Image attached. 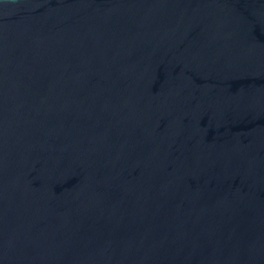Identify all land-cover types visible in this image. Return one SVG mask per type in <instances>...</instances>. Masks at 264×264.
I'll return each instance as SVG.
<instances>
[{
  "label": "water",
  "instance_id": "1",
  "mask_svg": "<svg viewBox=\"0 0 264 264\" xmlns=\"http://www.w3.org/2000/svg\"><path fill=\"white\" fill-rule=\"evenodd\" d=\"M0 264H264V0H0Z\"/></svg>",
  "mask_w": 264,
  "mask_h": 264
}]
</instances>
